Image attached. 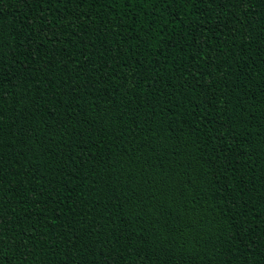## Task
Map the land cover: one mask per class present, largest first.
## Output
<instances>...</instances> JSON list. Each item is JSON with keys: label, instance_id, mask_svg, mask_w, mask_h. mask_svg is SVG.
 Wrapping results in <instances>:
<instances>
[{"label": "trees", "instance_id": "1", "mask_svg": "<svg viewBox=\"0 0 264 264\" xmlns=\"http://www.w3.org/2000/svg\"><path fill=\"white\" fill-rule=\"evenodd\" d=\"M0 264H264V0H0Z\"/></svg>", "mask_w": 264, "mask_h": 264}]
</instances>
